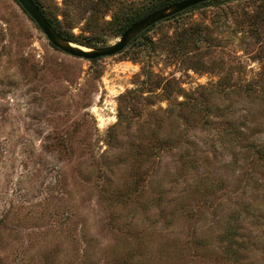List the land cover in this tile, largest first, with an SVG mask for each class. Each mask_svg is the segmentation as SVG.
<instances>
[{
	"label": "rangeland",
	"instance_id": "rangeland-1",
	"mask_svg": "<svg viewBox=\"0 0 264 264\" xmlns=\"http://www.w3.org/2000/svg\"><path fill=\"white\" fill-rule=\"evenodd\" d=\"M35 1L77 47L121 36L99 0ZM140 36L77 58L0 0V264H264V0Z\"/></svg>",
	"mask_w": 264,
	"mask_h": 264
},
{
	"label": "water",
	"instance_id": "water-1",
	"mask_svg": "<svg viewBox=\"0 0 264 264\" xmlns=\"http://www.w3.org/2000/svg\"><path fill=\"white\" fill-rule=\"evenodd\" d=\"M15 1L38 25L39 29L44 33L46 38L54 47L71 56L93 61L105 57H112L121 53L134 39L139 37L143 32L147 31L152 26L212 0H181L155 10L128 27L115 44L96 49H84L77 47L70 40L63 37L53 28L34 0Z\"/></svg>",
	"mask_w": 264,
	"mask_h": 264
},
{
	"label": "trees",
	"instance_id": "trees-1",
	"mask_svg": "<svg viewBox=\"0 0 264 264\" xmlns=\"http://www.w3.org/2000/svg\"><path fill=\"white\" fill-rule=\"evenodd\" d=\"M99 1H100L99 2L100 5L104 6L105 9L114 12V14L117 17L120 16V20H119L120 21V23H119L120 24L119 25L120 29H119V32L122 35V33L128 27H130L133 23H135L136 21H138L141 18L145 17L149 13H151V12L157 10V9L166 7V6H168V5L172 4V3L181 1V0H143L142 3H140L138 5L136 4L137 5L136 7H135V4H133V3H130L131 5H128V6L126 5L125 6V2H123L122 0H99ZM213 1L214 2H218V1H223V0H213ZM210 2L211 1H209L208 3H210ZM208 3L207 2L206 3H202V4H200V5L196 6V7H193L191 9L187 10V11L193 10V9H195V8L201 6V5H205V4H208ZM129 7H132V8H129ZM187 11H185V12H187ZM185 12H183V13H185ZM183 13H180V14H183ZM180 14H178V15H180ZM178 15H175V16H178ZM175 16H173L171 18H174ZM171 18H169V19H171ZM47 19L52 24V21L50 20V18H47ZM154 26H152V27H154ZM53 27L59 33H61L54 25H53ZM151 28H149L147 31H149ZM147 31L143 32L140 37H142Z\"/></svg>",
	"mask_w": 264,
	"mask_h": 264
}]
</instances>
